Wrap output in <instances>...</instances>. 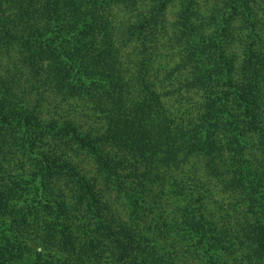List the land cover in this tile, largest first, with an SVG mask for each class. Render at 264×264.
<instances>
[{"label":"trees","instance_id":"trees-1","mask_svg":"<svg viewBox=\"0 0 264 264\" xmlns=\"http://www.w3.org/2000/svg\"><path fill=\"white\" fill-rule=\"evenodd\" d=\"M14 48L100 128L46 119L0 63V264H181L191 248L206 264H264V0H0V58ZM165 50L176 66L152 76ZM177 89L200 92L198 109L174 114ZM195 162L244 215L218 223L193 199Z\"/></svg>","mask_w":264,"mask_h":264},{"label":"rangeland","instance_id":"rangeland-1","mask_svg":"<svg viewBox=\"0 0 264 264\" xmlns=\"http://www.w3.org/2000/svg\"><path fill=\"white\" fill-rule=\"evenodd\" d=\"M177 9L178 7L175 3L169 10L168 18L172 21L175 19ZM169 51L170 50H165L163 52L167 53ZM170 52L172 53H169V57H163V59L160 60V68L156 64L155 69H153L152 76L163 78L165 75H167L168 72V70H166L164 66L167 65L169 68L176 66V60L175 58L173 59L175 52ZM11 53L12 54L10 59L0 58V63L4 71L8 72V69H10L12 72L16 73L17 77L19 78L20 84L22 85V89L31 92L33 100L34 98L43 99V110L46 119H49L52 116L59 118L62 114L65 118L74 119L80 126L81 130L89 131L100 128V120L91 113L89 107L85 105V103L77 100H70V103L62 102L61 99L56 96L54 91H52L49 82L44 78V74H40L36 77L33 72L31 73L28 66L21 60V56H18L17 48H14ZM169 61L171 63H169ZM157 71L159 74H157ZM181 80H183V77L178 76L179 83L181 82ZM165 83L167 85V90L178 88V84L175 79H173L172 82L165 81ZM175 91L176 94H168L164 96L166 104L168 105L170 110L174 112V114L181 113V110L184 111L185 109H188L189 111L191 110V112H194L198 109L202 101V95L200 92H188L185 91V89H177ZM255 154L256 153L254 152L253 155ZM196 162L195 164H197L199 173L195 174L193 172L191 174L196 178V180L201 179L204 187L203 184L201 187H199L201 188L200 194L194 193L193 199H196L199 195H201L202 198H204V201L202 203L204 204V207H206L207 213L211 216H213V214L214 216L216 215V218H212L218 221V223L223 222V215L225 214L230 216H236V214L239 216L241 214L244 215V213H246L247 211V202L243 200V198L239 195L236 196L225 191L218 183V181L215 178L210 177L205 170L200 168L201 164ZM182 174H184L185 177L187 175H190L188 172H184ZM129 189L131 188L127 186V190ZM115 201L118 202L116 203V205L121 209L123 214L131 215V202L128 195L122 192L117 196V198H115ZM200 203L201 202H196V204ZM148 207L149 204L145 203L142 206V211L140 213L141 218H144L145 220H147V222H151L156 219L155 215L161 211L155 208L152 210V208L149 209ZM235 209H237V212H234ZM233 220H236V218H233ZM192 242H194V240H189V243ZM184 243L185 242H183L182 244L185 245ZM196 251L197 250L194 248H191L188 253L181 250L179 252L178 262H180L181 264H206L204 261V257Z\"/></svg>","mask_w":264,"mask_h":264}]
</instances>
